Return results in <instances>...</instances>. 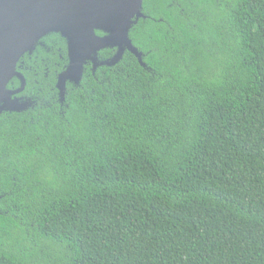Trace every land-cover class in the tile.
Here are the masks:
<instances>
[{
  "label": "trees",
  "instance_id": "obj_1",
  "mask_svg": "<svg viewBox=\"0 0 264 264\" xmlns=\"http://www.w3.org/2000/svg\"><path fill=\"white\" fill-rule=\"evenodd\" d=\"M126 34L63 98L61 32L17 62L0 264H264V0H142Z\"/></svg>",
  "mask_w": 264,
  "mask_h": 264
},
{
  "label": "water",
  "instance_id": "obj_2",
  "mask_svg": "<svg viewBox=\"0 0 264 264\" xmlns=\"http://www.w3.org/2000/svg\"><path fill=\"white\" fill-rule=\"evenodd\" d=\"M141 9L142 0H0V109L16 107L9 96L19 91H7V84L21 56L44 35L55 31L67 38L69 66L58 84L63 98L67 81L78 82L87 61L95 64V51L124 46L136 53L126 33Z\"/></svg>",
  "mask_w": 264,
  "mask_h": 264
}]
</instances>
